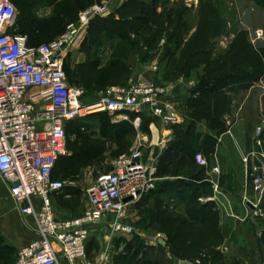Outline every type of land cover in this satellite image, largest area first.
Here are the masks:
<instances>
[{
    "label": "rangeland",
    "instance_id": "1",
    "mask_svg": "<svg viewBox=\"0 0 264 264\" xmlns=\"http://www.w3.org/2000/svg\"><path fill=\"white\" fill-rule=\"evenodd\" d=\"M107 2L110 4L107 11L92 18L111 13H115L116 19L122 16L134 18L141 15L142 6L153 0H60L50 10L39 9L42 14H37L39 10L34 9L35 5L28 10L27 5L21 3L19 18L25 30L41 35L40 42H47L72 23L64 19L67 11L78 9L80 16L92 5ZM157 9L160 15L153 29L138 33L129 24L121 29L128 33L129 40L104 41V36H96L104 41L97 47L90 44L87 28L82 40L68 52L71 82L92 91L91 97H94L93 91L100 88L127 84L140 73L152 75L153 64L158 65L156 75L161 81L183 82L187 87L182 90L185 94L181 96L179 114L193 149L204 153L201 140L208 130L204 122L191 128V110L185 106L189 96L201 97L208 105L211 117L224 120L228 127L219 137L216 152L213 155L204 153L207 164H191L193 169L204 167L207 178L212 177L218 182L219 191L214 199L200 200L211 208L210 213L202 216L206 223L194 221L187 215L185 202L188 195L171 198L160 194L145 198L144 193L139 200L130 203L120 217L114 215L107 221L92 224L90 251L78 264H184L197 259H184V256L200 253L201 264H213L211 256L215 251L223 255L224 264H264V246L259 239L262 228L243 201L246 195H252L253 188L252 160L246 161L245 157L253 150H264V126L259 135L261 144L257 136L258 127L264 124V77L248 89H233V81L240 74L264 72V0H158ZM257 31H262L263 35L259 37ZM45 35L52 36L46 39ZM190 81H193L192 85L188 84ZM96 113L99 112L89 115ZM87 122L92 128L82 136L69 135L76 149L99 137V127L115 120L114 115L105 112ZM156 125L160 143H163L167 136L164 130L170 126L161 121H156ZM139 136L137 132L112 144L93 165L63 168L58 164L53 176L66 183L54 197L58 214L63 217L81 214L87 206L88 189L102 173L111 170L120 153L138 144L144 159L161 151L163 144L151 145V131L145 140ZM216 163L220 165V173L212 171ZM162 180L157 178L155 187ZM75 190H78L77 194ZM224 190H228V196L222 193ZM67 192L70 195H65ZM0 200L2 205H12L5 190L0 194ZM238 218L248 219L247 223L252 224L249 237L235 235ZM112 220L131 225L133 232L115 231L108 224ZM137 237L144 243L146 254L133 259L127 250V242ZM159 239L165 241L166 252L162 255L152 248L160 243ZM3 243L0 238V249ZM5 247V253L0 251V264H12L3 259L10 255L14 259L15 249Z\"/></svg>",
    "mask_w": 264,
    "mask_h": 264
},
{
    "label": "built area",
    "instance_id": "2",
    "mask_svg": "<svg viewBox=\"0 0 264 264\" xmlns=\"http://www.w3.org/2000/svg\"><path fill=\"white\" fill-rule=\"evenodd\" d=\"M110 4H94L80 13L79 19L54 39L36 46L25 35L9 32L15 24L17 9L11 0H0V176L6 183L22 215H31L38 237L20 247L13 264H78L87 256L91 226L110 216L120 217L125 208L155 188L156 162L144 159L141 145L123 152L113 168L102 173L88 189L85 210L76 216H60L54 195L66 183L53 178L59 157L67 153V121L91 112H108L115 121L128 120L141 131L145 120L169 125L182 123L179 114L183 82H157L158 65L152 75L140 73L124 85L99 89L95 97L81 86L69 83L64 62L67 52L82 40L90 19L104 13ZM261 37L262 31H257ZM188 84H193L190 81ZM263 125L258 127L259 135ZM252 160V195L244 197L249 214L264 229V150H253L245 160ZM261 161L262 174L254 159ZM195 160L207 164L203 152ZM212 171L221 172L216 163ZM212 194L217 196L218 182L208 177ZM72 184V183H70ZM139 192V193H138ZM132 196L129 202L123 198ZM115 231L132 233L131 225L118 220L108 222ZM201 258L184 264H201Z\"/></svg>",
    "mask_w": 264,
    "mask_h": 264
},
{
    "label": "trees",
    "instance_id": "3",
    "mask_svg": "<svg viewBox=\"0 0 264 264\" xmlns=\"http://www.w3.org/2000/svg\"><path fill=\"white\" fill-rule=\"evenodd\" d=\"M54 1L55 0H53L52 2ZM157 4L158 0H153L152 3H148L142 6L140 9L141 15H137L134 18L132 17L127 19L122 16L121 19H116L115 13H111L108 16L97 15L93 17L90 20L88 26V40L90 41V44L100 47L105 40L113 41L115 38L129 40L128 33L121 31V29L127 24H129L130 27L136 30V32L138 33L143 30L153 29V25L155 23L157 24V20L160 15L157 9ZM64 16L66 22H75L78 20L79 11L78 9L74 11H67ZM134 20L135 23L133 24L132 21ZM65 30L66 28L63 27L60 32L57 33L52 39L63 33ZM96 36H104L105 39L103 41L98 39ZM153 38H156V36L153 35ZM69 55L70 54L68 53L65 58L64 68L69 83L73 85V83L71 82L72 71L69 61ZM263 77V71L245 72L243 74H240L233 81V89H248L256 82L260 81ZM156 80L157 82H160L161 78H158L156 75ZM98 90L93 92L96 93ZM88 92L90 93V95L92 94V91ZM185 106L191 110L192 129H194V126H196V123L198 122L205 123L208 131L202 136L201 148L207 155H213L216 152L217 146L219 144V137L228 129L225 121L222 119L211 117L208 105L198 95L189 96L185 101ZM103 113L105 112H99L96 114L87 115L82 118H76L67 121V153L59 157L56 166L60 164L63 168H72L75 165H93L112 144H118L127 136L135 135L137 133V129L128 120L113 122L110 125L105 124L99 127V137L90 139L87 143L81 145L78 149H76L74 146V141L69 139V135L74 134L76 136H82L85 131H88L92 128L91 124L88 123L87 120L91 119L94 116L102 115ZM150 122H152V120H145L141 127V130L148 134L150 133L148 126ZM172 129V139L168 142L166 147L157 154L158 156L156 162L155 177L160 179L163 178V180L153 190L146 192L144 197L148 198V196L161 194L173 198L188 195V198L185 202L187 215L194 221L206 223L205 216H202L204 213H210L211 208L207 207V203L201 202L199 198L212 194L213 186L211 182L207 180L206 170L204 167H201L199 169H193L191 167V164H196L195 155L197 151L193 149L189 139L190 135L183 130L182 123L172 125ZM74 192L75 194H77L78 190H75ZM58 193H56L55 195H57ZM144 247L145 245L143 242L139 241V237H137V239L134 241L131 240L127 242V250L128 252H130L133 259L140 257L142 254H146V251L143 250ZM152 248L157 249L161 255L166 252L165 247L162 243H158L157 246H153ZM89 251L90 246L88 242L87 253H89ZM219 252L215 251L212 253L211 257L213 264H224V257ZM200 255L201 253L192 257L184 256L183 258L194 260Z\"/></svg>",
    "mask_w": 264,
    "mask_h": 264
},
{
    "label": "crops",
    "instance_id": "4",
    "mask_svg": "<svg viewBox=\"0 0 264 264\" xmlns=\"http://www.w3.org/2000/svg\"><path fill=\"white\" fill-rule=\"evenodd\" d=\"M11 1L15 5L17 12H16L15 24L9 28V32H15V33L25 35L27 37L28 45L29 44L36 45V44L41 43L40 42L41 35H34L31 32L24 29V24H22V19L19 18V14H20L19 6L21 3H23L27 5L28 10H30V8L33 5H35V7L34 6L33 7L36 10H39V9H41V11L44 9L50 10V8L55 3L59 2L60 0H55L54 2H52L53 0H11ZM41 11L39 10L37 14H42L40 13ZM42 36L44 37V35ZM51 36L52 35H45V38L50 39ZM156 121L150 122L148 125L149 130L152 132V135H153V140L151 142V145L155 147V146H158L157 144L159 145L163 144L161 145V151H162L166 147L168 142L172 139L173 129L171 126V127H167L166 130H164L167 133V136L163 138V143H160L161 136H160L159 128L156 125ZM115 122H118V121H115ZM146 134H147L146 132L144 133L143 130H141L139 133L140 135L139 137L145 140ZM157 156L158 155H155V156L153 155L152 157L150 156V157H147L146 159L151 163V159L153 158L157 159ZM3 190H5L6 194H8V198H10L12 205L9 207L2 205L1 200H0V238H2V241L4 242L3 245H1L0 251L2 253H5L6 252L5 246H10L15 249L13 254L14 256H16L18 249L22 247L23 245H26L32 240L36 239L38 237V234L35 231L34 218L31 215H22L19 212L18 208L16 207L15 201L10 195V192H9V189L6 183L0 179V194L3 192ZM224 191L225 192H222V193H226V196H228L229 192L227 190H224ZM65 195H70V193L67 192L65 193ZM247 222H248V219L241 220L238 218L235 220V227H236L234 231L235 235L242 236L244 234L246 237H249V234L252 233L253 231L252 229L253 227L250 222H249L250 224ZM259 234H260V230H259ZM262 246H264L263 243H262ZM10 256L7 258L5 257L3 260H6L8 262L12 261L11 263H13L14 259L11 258Z\"/></svg>",
    "mask_w": 264,
    "mask_h": 264
},
{
    "label": "water",
    "instance_id": "5",
    "mask_svg": "<svg viewBox=\"0 0 264 264\" xmlns=\"http://www.w3.org/2000/svg\"><path fill=\"white\" fill-rule=\"evenodd\" d=\"M254 164H256L257 166H259V174L261 175L262 174V168H261L262 163H261V161L259 159L255 158L254 159ZM132 199H133L132 196H127V197H124L123 198V201L124 202H129ZM259 238H260V241L264 244V229L260 231ZM159 242L162 243V244L165 243V241L163 239H159Z\"/></svg>",
    "mask_w": 264,
    "mask_h": 264
}]
</instances>
